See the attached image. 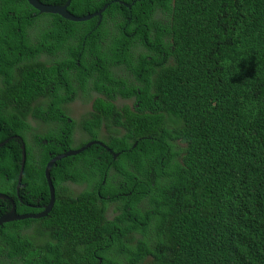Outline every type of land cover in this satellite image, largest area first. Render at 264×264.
<instances>
[{"label":"trees","instance_id":"trees-1","mask_svg":"<svg viewBox=\"0 0 264 264\" xmlns=\"http://www.w3.org/2000/svg\"><path fill=\"white\" fill-rule=\"evenodd\" d=\"M104 4L101 18L74 22L0 0V192L18 214L48 202L44 168L70 148L67 135L49 131L38 153L24 144L26 198L21 188L16 195L20 146L27 114L62 113L33 110L34 99L72 100V75L107 78L92 111L104 119L90 121V139L120 151L113 158L93 144L56 161L51 210L0 225V264L7 252L11 264H264V0H70L67 10L82 16ZM156 9L168 21L152 19ZM118 61L119 84L108 67ZM118 85L133 109L112 102ZM119 112L128 133L105 140L101 121L111 130ZM10 206L0 199V215Z\"/></svg>","mask_w":264,"mask_h":264},{"label":"flooded vegetation","instance_id":"flooded-vegetation-1","mask_svg":"<svg viewBox=\"0 0 264 264\" xmlns=\"http://www.w3.org/2000/svg\"><path fill=\"white\" fill-rule=\"evenodd\" d=\"M152 19L154 20H158L163 22V20L166 22L169 19V12L168 10H162V9H156L152 12ZM100 21V19H99ZM98 21V23H99ZM146 25V24H145ZM31 37L34 38V36L31 34ZM136 52H138V49L135 50ZM27 57L24 55L23 56V60H25ZM34 59L33 56H31V60ZM47 59V57L45 55H40L38 57L39 61H43ZM51 59H56L55 56H53ZM110 70H114L117 75H118V84H119V73L123 72L124 69V64L121 61H118L116 64H111L108 66ZM127 73L129 74V76L131 77V80L133 81L134 84L137 83V80L132 77V73L128 70ZM75 77V80H74ZM3 80L0 77V85H2ZM107 82V78H102L101 80L98 81V83H93L90 77L87 78H81L77 75H72L70 77L69 82L66 85V90L67 91H76V96L70 100V101H66L63 98H56L54 101L49 102L43 98H36L34 99L33 102V110H35L36 108H38L39 106L45 105L46 107H59L62 111V113L59 115L58 118L52 119V120H45V117L47 116V114L44 115L43 118H41L38 112H34L35 115H33L32 113L27 114L26 116V121L29 124V129L26 131L27 135H26V140L24 142V144H29L31 146L32 151L38 153L40 151V149H44L43 145L48 144L50 141H52L51 136L48 134L49 131L51 130H56V129H60L62 130V132L64 134L67 135L66 137V141L64 142L65 145L70 146V148H68L65 151L71 150L73 148L71 147H76L78 145H80L82 142V144L79 146H83L85 143L92 141L93 139H90L92 137V131H91V127L92 124L90 121H92L93 119H99V120H103L104 118L102 117V114L100 113H92L93 111V100L97 97H104L101 93H99V88L100 90L105 86V84ZM78 101V104H76V107L80 110V112L78 111L77 116L74 115V107L73 104L75 102ZM112 102L116 105L117 108H123L125 105L129 106L131 109H133V102H134V98L132 96H122L121 94H119V85H118V92L116 94V96L112 99ZM82 107V108H81ZM92 113V114H91ZM123 112H119V114H117V116L119 117V119L115 120V121H110V125L113 126V128L111 130H108L105 123H103L101 121L100 124V133L101 136L106 140L107 136L109 137H121L124 134V123L123 126L119 125L123 120H124V116H123ZM43 115V114H42ZM34 123V125H33ZM71 124L70 127H66L64 126V124ZM96 123H94L95 126ZM78 128V131H75V129ZM22 140V138H21ZM98 141H101L99 139H95ZM23 142V140H22ZM103 142V141H101ZM104 143V142H103ZM104 149H106L107 151H109L110 153H112L113 158H116L117 156H119V152L120 151H116L113 152L112 149L110 147H108V145L106 143ZM136 141L133 143V146H135ZM78 147V148H79ZM75 148V149H78ZM108 148L110 150H108ZM55 149V147H53L51 149V151H53ZM64 151V152H65ZM106 174L104 175V179L102 183H105V179H106ZM108 179L113 182V183H118L119 180L118 177H108ZM17 183V182H16ZM72 183V184H71ZM71 185H74L75 187H81L83 188V186H80L82 184H76L74 182H70L69 186L71 189ZM23 190V194L25 196V198L28 195V190L26 188V182L24 181H20V186L19 189ZM17 189V187H16ZM18 189V191H19ZM72 190V189H71ZM18 194V192L16 191V195ZM13 199V198H12ZM14 201V199H13ZM15 203V202H14ZM20 203H22L25 208H39L40 204L36 203V204H28L26 202L20 201ZM47 204V203H46ZM43 204L41 207H43ZM107 208L104 212V217L107 220H112L115 215L117 214V211H115V207H114V203H110V199L107 201ZM42 209V208H41ZM26 213H32V212H26ZM35 213V212H34ZM15 221V220H14ZM99 259V258H98ZM99 261V260H98ZM6 264H11V258L8 255H6Z\"/></svg>","mask_w":264,"mask_h":264},{"label":"water","instance_id":"water-1","mask_svg":"<svg viewBox=\"0 0 264 264\" xmlns=\"http://www.w3.org/2000/svg\"><path fill=\"white\" fill-rule=\"evenodd\" d=\"M26 1L31 7L36 9L38 12L58 14L62 18L70 20V21H74V22L85 21V20H88L94 16H98L99 18H101V14L107 6V4H104L100 9H98L92 13L85 14L82 16H75L74 14H72L71 12H69L67 10V7L70 3V0H66V2L63 5L46 4V3L41 2L40 0H26ZM119 2H121V1H119ZM17 137L19 139H21L19 136H17ZM6 141L7 140H4L3 142H1L0 147ZM93 144H97L101 147L106 148L105 144L103 142L98 141V140H92V141L85 143L83 146L79 147L78 149H71V150L56 154V155L52 156L50 158V160L46 163L45 168H44V176H45V179H46V182L48 185L49 199H48L47 204L44 205L40 211H38L36 213L18 214L16 212L15 203H14L12 197L7 195L6 193L0 192V199L8 200L11 204L10 209L7 211V213L0 215V225L4 222H9V221H14V220H23L26 218H40V217L45 216L51 210L53 202H54V187H53L51 177H50V169H51L52 165L56 161H58L62 158L78 154L79 152L85 150L86 148H88L89 146H91ZM20 148H21V162H20V170L18 173L17 183H16V187H17L16 191L17 192H18V189L20 186L22 171H23L24 162H25V146H24L23 142L21 143ZM108 150H110V149L108 148Z\"/></svg>","mask_w":264,"mask_h":264},{"label":"rangeland","instance_id":"rangeland-1","mask_svg":"<svg viewBox=\"0 0 264 264\" xmlns=\"http://www.w3.org/2000/svg\"><path fill=\"white\" fill-rule=\"evenodd\" d=\"M76 104H78V101L77 102H75L74 104H73V107H74V115H76L77 116V113H78V111L80 112V110L76 107ZM82 108V107H81ZM33 125H34V123H33ZM75 131H78V128L77 129H75ZM128 133V131H126V129H125V133ZM72 184V183H71ZM80 186H83V185H80ZM71 189H72V191H74V192H80V191H82L83 189H84V187L83 188H81V187H75L74 185H71ZM18 262H21V261H18Z\"/></svg>","mask_w":264,"mask_h":264}]
</instances>
